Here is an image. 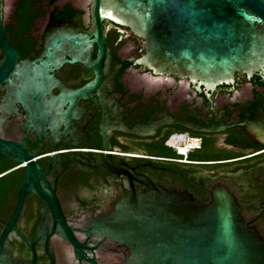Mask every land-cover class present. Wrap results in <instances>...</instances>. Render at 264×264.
<instances>
[{
    "label": "flooded vegetation",
    "instance_id": "obj_1",
    "mask_svg": "<svg viewBox=\"0 0 264 264\" xmlns=\"http://www.w3.org/2000/svg\"><path fill=\"white\" fill-rule=\"evenodd\" d=\"M19 1L13 0L3 17L16 65H39L48 39L63 22L75 19L84 30L90 26L85 9L63 0H30L24 15L17 11ZM102 36L115 61L103 80L76 101L68 119L63 111L69 103L58 109L47 97L32 100L24 94L18 100L21 78L15 74L11 86L0 84V140L14 144L21 159L0 156V250L20 264H52L47 252L58 261L59 256L67 259V242L48 234L52 215L87 223L108 215L130 192L160 188L206 203L211 190L222 186L236 200L244 222L264 240V136L253 134L258 125L264 132L263 72L250 77L237 72L233 82L210 88L133 66L144 53L143 41L125 27L105 21ZM95 57L96 46L91 61ZM49 74L53 96L90 85L96 75L86 65L68 62ZM159 122L165 124L150 136L127 132ZM184 124L225 128L199 133ZM170 145L187 147L186 156ZM198 173L214 180L197 182ZM75 236L83 241L81 234ZM123 256V249L104 242L97 260L122 264Z\"/></svg>",
    "mask_w": 264,
    "mask_h": 264
},
{
    "label": "water",
    "instance_id": "obj_2",
    "mask_svg": "<svg viewBox=\"0 0 264 264\" xmlns=\"http://www.w3.org/2000/svg\"><path fill=\"white\" fill-rule=\"evenodd\" d=\"M4 11V0H0V84L11 86L9 78L15 74L21 78L16 86L18 100L24 94L32 100L47 97V103L57 104L58 109L69 103L63 111L65 119L76 101L85 98L103 80L106 68L115 61L102 36L105 21L129 29L143 41L144 53L132 65L153 75L188 78L210 88L233 82L237 72L250 77L260 70L264 75V0H89L85 10L88 30L75 19L63 22L48 39L42 54L45 59L40 58L39 65L31 62L22 66L16 65L14 49L5 35ZM95 46L96 57L91 61ZM63 62L94 69L93 82L53 96L54 81L49 70ZM163 124L151 123L127 132L150 136L151 130ZM184 126L199 133H218L225 128ZM253 134L264 136L259 125ZM14 146L0 140V156L20 162ZM194 178L197 182L214 180L201 173ZM21 196L9 226L16 217ZM75 233L83 236L82 242ZM48 234H56L67 242V259L59 256L58 261L47 252L52 264H68L72 259L78 264H100L98 252L104 242L124 250L122 264H264V240L244 222L236 200L222 186L211 190L206 203L196 201L188 193L164 188L148 194L130 192L114 204L108 215L87 223L68 221L59 212L52 215ZM0 264L20 263L0 250Z\"/></svg>",
    "mask_w": 264,
    "mask_h": 264
},
{
    "label": "rangeland",
    "instance_id": "obj_3",
    "mask_svg": "<svg viewBox=\"0 0 264 264\" xmlns=\"http://www.w3.org/2000/svg\"><path fill=\"white\" fill-rule=\"evenodd\" d=\"M6 5H5V14H8L10 10V6L13 0H5ZM63 2L71 3L79 8L82 9H87L89 6V0H63Z\"/></svg>",
    "mask_w": 264,
    "mask_h": 264
},
{
    "label": "trees",
    "instance_id": "obj_4",
    "mask_svg": "<svg viewBox=\"0 0 264 264\" xmlns=\"http://www.w3.org/2000/svg\"><path fill=\"white\" fill-rule=\"evenodd\" d=\"M30 0H20L18 2L17 8L19 11V14H23L28 10V6L27 4L29 3ZM69 9V8H68ZM128 65H130V63H128Z\"/></svg>",
    "mask_w": 264,
    "mask_h": 264
},
{
    "label": "built area",
    "instance_id": "obj_5",
    "mask_svg": "<svg viewBox=\"0 0 264 264\" xmlns=\"http://www.w3.org/2000/svg\"><path fill=\"white\" fill-rule=\"evenodd\" d=\"M170 148H172V149H175L176 150V153L178 154V155H180V156H183V157H185L186 156V154H187V147H177V146H171L170 145Z\"/></svg>",
    "mask_w": 264,
    "mask_h": 264
}]
</instances>
